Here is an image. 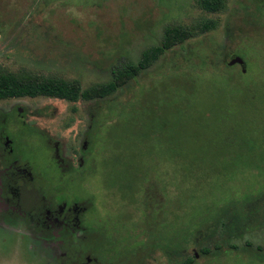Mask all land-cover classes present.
<instances>
[{
  "label": "rangeland",
  "instance_id": "1",
  "mask_svg": "<svg viewBox=\"0 0 264 264\" xmlns=\"http://www.w3.org/2000/svg\"><path fill=\"white\" fill-rule=\"evenodd\" d=\"M210 20L111 97L0 100V264H264V0L220 15L197 0H0V70L87 90L167 25ZM87 147L101 165L78 208H97L100 232L57 244L32 220L42 206L13 200L49 160L73 177ZM29 154L34 171L6 162Z\"/></svg>",
  "mask_w": 264,
  "mask_h": 264
},
{
  "label": "flooded vegetation",
  "instance_id": "2",
  "mask_svg": "<svg viewBox=\"0 0 264 264\" xmlns=\"http://www.w3.org/2000/svg\"><path fill=\"white\" fill-rule=\"evenodd\" d=\"M9 125L11 126L12 123L10 122ZM8 138L9 137H7V139ZM8 142L9 140H7L6 145H8ZM86 150H84L86 161L84 165H81V168L73 177L61 173L59 167L56 168L53 166V164H55L54 162L57 161L51 162V160H49L47 164L51 165L48 166L45 164V170L42 174H39L40 177H37L39 180V187L31 181L33 180L32 178L31 180L26 179L24 184L19 186L18 197L13 200L17 205L12 207L14 212H18L19 207L36 209L42 206L40 218L37 219V221L35 218H32V220L36 226H43L45 228V231H43L45 236L57 244L60 243L63 245L64 241L71 244L73 243L74 245L80 244L82 239H86V241L90 240L91 233L94 232L99 234L100 232V228H97L96 224L92 222L93 219L86 218L87 215L92 216V218H97V208L92 206L89 212L88 209H85V212L84 209L78 208V204L84 198L80 195V192H85L83 181L95 176L97 168L101 165L98 163L99 155H96V157L93 156V149H89L88 147ZM12 151L15 152V149L12 148L10 152ZM91 153L93 159L88 160V156ZM22 159L23 157L21 156H14V159H8V157H6V162L13 161V163L19 167V172L27 170V164L31 165L34 171V162L30 159V154L26 164L23 163ZM110 161L111 160L105 161V170L109 169ZM75 185L79 187V192H77L76 189L74 190ZM92 204L93 202L91 201V205ZM113 223L116 224V221ZM107 232L108 230H106L104 234ZM101 233H103V231H101Z\"/></svg>",
  "mask_w": 264,
  "mask_h": 264
},
{
  "label": "trees",
  "instance_id": "3",
  "mask_svg": "<svg viewBox=\"0 0 264 264\" xmlns=\"http://www.w3.org/2000/svg\"><path fill=\"white\" fill-rule=\"evenodd\" d=\"M198 6L204 12L220 15L228 10V0H197ZM216 20L204 21L198 30L189 26L167 25L163 39L159 45L148 47L142 52L137 63L122 59L112 68V78L109 82L83 90L77 81H65L57 78H36L32 76H16L0 70V100L24 97H54L69 102L81 99H105L115 95L126 83L135 80L143 72L152 68L164 55L173 48L188 40L218 29ZM191 259L184 264H192Z\"/></svg>",
  "mask_w": 264,
  "mask_h": 264
},
{
  "label": "water",
  "instance_id": "4",
  "mask_svg": "<svg viewBox=\"0 0 264 264\" xmlns=\"http://www.w3.org/2000/svg\"><path fill=\"white\" fill-rule=\"evenodd\" d=\"M235 63H238L240 64L241 66L245 67V62L241 59V58H236L233 60V62L231 63V65L235 64ZM245 71V70H244Z\"/></svg>",
  "mask_w": 264,
  "mask_h": 264
}]
</instances>
